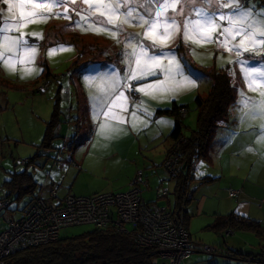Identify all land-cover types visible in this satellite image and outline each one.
I'll use <instances>...</instances> for the list:
<instances>
[{"label": "rangeland", "instance_id": "rangeland-1", "mask_svg": "<svg viewBox=\"0 0 264 264\" xmlns=\"http://www.w3.org/2000/svg\"><path fill=\"white\" fill-rule=\"evenodd\" d=\"M243 3L256 13L264 10V0H243ZM65 7L69 9L68 15L71 19H66L62 14L58 17L49 16L46 20L36 18L35 22H25L26 26L21 31L25 34L40 33L43 37L27 36L29 44L34 45L37 49L34 60L30 62L25 60L24 63L13 62L14 68L0 62V201L6 195L3 184L5 180L10 178L11 173L28 169V171L33 173L35 180L39 184L36 193L42 191V197L49 202L53 201V199L49 194L48 188L56 186H59L58 195L60 194V196L66 193L86 196L103 192L128 191L132 188V182L138 172L142 171L143 181L140 185L142 197L147 201H155L157 188H167L170 191L169 198L174 203V195L171 193L174 181L162 165L165 151L171 143L167 135L173 129L174 117L158 115L157 109L171 107L173 101H177L179 104H186L187 113L183 115L182 120L187 127L186 125L183 126V132L185 135H189L197 127L198 109L195 99L197 95H206L209 92L210 81L201 73H196L195 70L187 72L186 67L182 65L184 62H182L183 76H178L177 80L182 81L183 77H187L193 80L194 84L180 86L174 91L150 92V94L141 92L142 100L136 104L132 102L130 94L125 90V95L128 96L127 111L115 110L118 115L123 117V122L106 120L102 115H98L100 108L97 106V97H99L97 89L104 80L110 79L108 75L104 76V70L107 68H113L114 70L115 65L121 62L122 59L120 57L118 59L112 58L110 55L112 52L103 49L106 44L105 41L112 40L116 42L112 49L117 54L122 53V51L126 53L123 65L126 61L127 66H125L124 70L121 71L120 69L119 73H117V76L122 78L128 72L130 59L128 53L131 51L126 43L127 35L129 33H142L144 29L135 23H130L123 27L122 32L116 38H113L106 31L83 30L89 34L87 37L84 36V39L80 42V45L84 48L83 55L78 57V49L71 44L65 43L61 44L66 45L67 50H58L53 55H48L51 48L59 45V43L53 42L54 39L65 37L68 40L74 35L73 29H81L75 26V22L79 20L76 12L86 8L87 5L82 4L81 0H76L75 4L62 5L54 11L62 12ZM221 12L229 14V9H221ZM16 16L17 18L19 17L18 11ZM5 19L12 22V14L7 12V6L3 3V0H0V21ZM220 23L222 27L227 26L226 21ZM96 27L102 26L96 25ZM65 29H70V32ZM12 34L18 35L15 32ZM220 39L222 40L223 37H220ZM144 42L148 43L147 40ZM238 42L239 38H237L235 43ZM132 43H137V41L134 40ZM232 43L233 41H229V46ZM189 46V57L196 61L197 64L207 65L205 67L210 69L226 68L235 89L236 104L229 110L226 118L220 122L216 129L215 140L211 147V157L213 152L219 151L221 148L219 147L221 146L220 142L215 143L216 138L221 135L227 136V132L232 130L229 126L233 120L237 119L238 112H240L242 123H244L241 124L242 131H256L258 136L257 143H261L264 146V139H261L264 136V127H262L264 125V116L258 111H252L254 104L261 99L260 93L264 91V88L257 90L249 88L248 81L241 71V65L237 62L235 50L230 52L221 47L215 35L211 41L191 42ZM99 47H101L100 50ZM163 49L165 50V48ZM152 51L156 52L155 49ZM167 53L172 54L171 50ZM248 53L251 55L244 53L241 57V59L248 61L245 66L264 67V49H257L255 52ZM78 58L81 62H87L75 74V77L77 79L80 77L83 82L84 91L91 108V116L86 120L82 116L79 122L81 124L78 123L76 128L74 121L68 123L69 121L67 122V118H65L66 114L62 113L61 119L63 121L59 126L62 125L64 128L62 131L56 129L57 138L53 140V148L41 149V157H38L37 160L35 159L34 162L31 161V163L25 164V160L34 158L38 151V146L44 138L46 124L51 119L54 110L59 86L64 80H67L66 74L68 71H72L73 60ZM100 59L106 62L101 63ZM102 64H108V67ZM46 67L50 70V77L45 75ZM27 69H31V72L26 71ZM159 79H164V76ZM152 80L149 78L148 80L139 81L138 86L152 82ZM46 81H49L47 89L43 92L37 91L36 89L39 85ZM89 81H93V83L90 84ZM70 85L73 94L70 96V102L61 100L60 105L70 109L72 104L75 109L72 115L77 116V103L74 100L73 90L74 84ZM79 92L82 96L80 88ZM245 98L250 101L247 106L242 103ZM102 123H110L111 128L118 130H106L102 133L100 127ZM235 127H238V125ZM161 131L164 134H161ZM217 133L218 135L216 136ZM94 136L96 137L95 142L90 152H86L85 149L91 146L90 142ZM71 146H74L73 149H69ZM226 156L227 153L220 152L218 156H214L215 163L200 159L195 175L198 168L211 167L214 170L215 165L216 169L220 170V166L226 169L233 165L235 166V164L228 166L227 161L221 162L223 157L226 158ZM85 158L89 168H86L84 164ZM82 159H84V163ZM233 160L238 161L237 164L242 165L243 171L251 170L250 163H253V165L255 163V161L252 162V160L243 159V157H236ZM78 162H82L83 169L76 167ZM262 162H259V164H262ZM257 166L258 163L255 166L254 173L258 169ZM254 173L252 172V176H254ZM255 178L258 179L257 186L249 185L245 191L253 195L247 196L243 192L241 198L243 196L248 201L251 200L253 202L251 214L259 216L263 215V213L257 211L256 205H264V176L257 175ZM198 179L197 176V179L193 180V187ZM210 182L204 183L203 186L211 185V187L214 186L213 188H215L218 185L227 184V195L231 189L241 190V188L230 189L231 185L228 179L221 180L218 185H212L214 181ZM203 191L206 193V189H203ZM228 198L237 204L236 197L234 198L229 194ZM215 199H221V195L218 194L217 198L213 197V200ZM28 201L29 197L26 196L20 202L13 201L9 210L0 211V227H3L10 218H18L21 212L14 210H21ZM159 201L161 204H168L166 199ZM234 207L229 210L228 207L223 208L222 211L227 214ZM219 215L217 214V208L212 205L201 211L196 210V204L190 207L189 227L191 238L198 242L200 246L186 261V264H264V261H247L248 258H254L260 253L264 240L260 239L254 231L247 229L235 228L221 231L214 229L212 225L216 222ZM92 228V224L68 226L61 230L60 236L70 237ZM128 228L131 229V226L128 225ZM204 245L212 246L215 250L207 252L203 248ZM242 254L249 257L243 259L244 255Z\"/></svg>", "mask_w": 264, "mask_h": 264}, {"label": "snow or ice", "instance_id": "snow-or-ice-1", "mask_svg": "<svg viewBox=\"0 0 264 264\" xmlns=\"http://www.w3.org/2000/svg\"><path fill=\"white\" fill-rule=\"evenodd\" d=\"M3 3L7 6V12L12 14V22L7 19L0 21V62L14 68L13 62H30L35 58L37 49L29 44L27 36L43 38L40 33L25 34L21 31L26 26L25 22H35L36 18L46 20L49 16L58 17L62 14L66 19H71L68 8H63L62 12L54 10L62 5L75 4L76 0H3ZM81 3L87 7L76 12L79 20L75 26L82 30L106 31L116 38L123 27L130 23L144 29L142 33L127 35L126 43L131 49L128 53V72L122 78L113 77L98 86V91L102 93L97 97V106L100 108L98 115L106 120L123 122V117L115 110L127 111L128 96L125 90L150 94L174 91L180 86L194 84L187 77H183L182 81L177 80L178 76H183V70L181 61L174 54L152 51L168 47L169 41L177 34L181 35L183 41L192 43L211 41L215 35L221 47L230 52L235 50L249 88H264V67L245 66L248 61L241 59L244 53L264 49V10L256 13L246 7L243 0H81ZM225 8L229 9V14L221 12ZM223 21L227 22V26H221L220 22ZM13 32L18 35H13ZM237 38L239 42L235 43ZM134 40L137 43H132ZM229 41H233L231 46ZM58 50H67V46L59 44L51 48L48 55ZM26 71L31 72V69ZM161 73L164 79H159L158 74ZM148 77L154 80L138 87L131 83L144 81ZM260 96L252 111L264 116V91ZM249 102L248 98L242 101L245 106ZM100 127L102 133L118 130L111 128L110 123H102Z\"/></svg>", "mask_w": 264, "mask_h": 264}, {"label": "trees", "instance_id": "trees-1", "mask_svg": "<svg viewBox=\"0 0 264 264\" xmlns=\"http://www.w3.org/2000/svg\"><path fill=\"white\" fill-rule=\"evenodd\" d=\"M80 41L81 39L77 34L73 35L70 41L66 40V42L73 43L76 46L79 52L78 57L84 53V48L80 45ZM100 49L101 47H99V50ZM175 49L180 53V57L184 61L185 66L192 65L198 68L205 73L211 81L209 92L206 95L199 94L195 99L198 109L197 127L193 129L189 135H185L182 130L184 123L181 109H187L186 104H179L177 101H173L171 107L157 109L158 115H170L175 119L174 129L167 135L168 139H172V144L168 152L174 149L173 147L177 142L180 144L184 170L176 177L171 178L174 181L173 190L171 192L174 195V203H172L170 198L166 200L171 203L175 210L181 212L183 207H188L191 201L185 199L187 191L192 192V200L195 194V188L192 186L195 172L190 169L191 162L196 156L200 159L208 160L216 129L220 122L226 118L229 110L235 106L236 95L231 76L226 68L210 69L197 65L195 62H192L189 57V48L179 44ZM79 60V58L73 60L72 71L67 72V80H64L61 86H59L54 110L51 119L46 124L43 141L38 146V151L34 158L25 160V164H29L31 161L34 162L35 159L37 160L38 157H41V149L53 148V140L57 138L55 131L63 121L61 119L62 113L66 114L65 118H67V121H71L73 117V120L78 123L82 116L85 120L90 116L87 95L83 92L81 96L79 92V88L84 90L80 77L77 79L79 83H77L76 78H74L75 74L87 63L81 62V60L79 62ZM46 68L45 75L46 77H50V70L48 67ZM138 83L139 82L136 81V87H138ZM70 84H74L77 92L75 96L77 116H72L71 114L75 110L72 104L70 109L60 105L61 100L70 102ZM65 89L69 90L68 94L64 93ZM209 180H211V178L204 181ZM3 187L6 191V195L1 198V201H7L8 205L1 208L0 204V211L9 210L13 201L20 202L24 197L28 196L29 201L27 204H25L21 210H14H19L22 214L31 201L38 197L36 193L38 182L34 179L33 173L28 171V169L12 172L10 178L5 180ZM182 216L187 226L189 220L188 211L184 212ZM212 227L219 231L235 228L247 229L254 231L260 239L264 240V224L261 221L235 212L219 215ZM242 255H244L243 259L249 257L245 254ZM152 257L153 254L150 250L141 249L136 246L132 234L117 232L113 229L93 227L86 232L74 236H60L56 241L51 243L30 245L16 250L6 258V264H103L112 262L118 264H151ZM254 259L264 261L263 253L260 252L256 257L248 258V260L257 261Z\"/></svg>", "mask_w": 264, "mask_h": 264}, {"label": "built area", "instance_id": "built-area-1", "mask_svg": "<svg viewBox=\"0 0 264 264\" xmlns=\"http://www.w3.org/2000/svg\"><path fill=\"white\" fill-rule=\"evenodd\" d=\"M131 83L136 86V81ZM48 85L49 82H43L37 90L43 92ZM128 93L134 104L141 102V92ZM186 113L187 109H181L182 115ZM173 148L167 152L162 163L171 178L184 170L180 144L177 142ZM199 161L198 156L193 159L191 171L195 172ZM76 167L81 169V164L76 163ZM193 179H197V176L194 175ZM142 181L143 172L139 171L128 191L86 196L68 194L54 203H48L43 198L34 199L18 218H11L0 227V264H6V258L16 250L56 241L65 227L86 224L132 234L138 248L148 249L153 254L151 264H186L198 250V243L191 238L182 216L188 211L187 206L180 212L169 202L161 204L159 200L169 198L170 191L167 188L158 187L156 200L147 201L141 195ZM58 188H50L55 198ZM229 193L232 197L238 196L240 190L232 189ZM192 197V192L187 191L185 199L192 200ZM0 204L4 208L8 202L1 201ZM203 248L206 251L213 250L209 245ZM262 253L264 255V251Z\"/></svg>", "mask_w": 264, "mask_h": 264}, {"label": "crops", "instance_id": "crops-1", "mask_svg": "<svg viewBox=\"0 0 264 264\" xmlns=\"http://www.w3.org/2000/svg\"><path fill=\"white\" fill-rule=\"evenodd\" d=\"M65 30H68L70 32V29H65ZM73 33H74V35L77 34L80 37L81 40L84 39L83 38L84 36H86V37L89 36V34H87L86 32H84L81 29H73ZM66 40L67 39H65V37H62L61 39L60 38L59 39H54L53 42H57L59 44H61V43L71 44V45H73L76 48V46L73 43L66 42ZM68 40L70 41L71 37ZM105 43L106 44H105L103 49H106L107 51L109 50L110 52H112V54H110L112 58L118 59L120 57L122 59V61L121 62L117 61L118 63L115 65L114 70H113V68L105 69L104 70V76L108 75L109 78H113V77L120 78V76H117V73H119L120 69L122 71V70H124L126 68L125 66H127L126 61H125L124 65H123V61L125 60L124 55H126V53L124 51H122V53H120V51H119L120 54H117V52H115L112 49V46L114 44H116V42H114L112 40L105 41ZM179 44L185 46L186 48H190L189 45H191V41H187V42L183 41L181 35L177 34L175 36V38H173L172 40L169 41L168 47H166L165 50L167 52H170V50H171V53L174 54L182 63L184 61L181 59L180 53L175 49V47L178 46ZM107 45H109V46H107ZM155 50H156L157 53L166 52L164 49H155ZM246 55H251V54L247 53ZM191 61L195 62L197 64V62L194 61L193 59H191ZM100 62L101 63H105L106 61L103 60V59H100ZM102 65L105 66V67H108V64H102ZM182 65H183V67L185 66V64H182ZM197 65L203 66V64H197ZM205 66H207V65H204L203 67H205ZM185 67H186L185 69H187V72L191 71V70H195L196 73H201V75L205 76L206 79H208L210 81L209 77L205 73L200 71L198 68L193 67L192 65H188V66H185ZM158 76L160 78V77L163 76V74L162 73L158 74ZM74 78H76V81H77V77H74ZM149 78L154 80L153 77H148L145 80H148ZM77 83H79V82L77 81ZM210 83H211V81H210ZM81 84L83 86V82L82 81H81ZM75 89L73 87L74 96L77 95V92H76ZM83 89H84V87H83ZM81 92L85 93V91L82 90V88H81ZM97 92H98V94H97L98 96L102 95V93L99 92L98 89H97ZM64 93L68 94L69 90L65 89ZM69 94L73 95L71 90H70ZM87 99H88V97H87ZM74 100L76 101V98ZM154 106H157V105H154ZM90 110H91V108H90ZM71 114H73V112ZM90 116H91V113H90ZM73 119L74 118L72 117L71 121H69V122L67 121V122L71 123L72 121H74V123L76 124V128H77L78 122L73 120ZM237 119H235V121L233 120V122L229 126L230 129L232 128V130H230V132H227V136L221 135L220 137L218 136L216 138L215 143H219V142L221 143V146H219V147H221L220 150L219 151L218 150L217 151L214 150L215 152H213L214 154L212 153V157H211V149H212L211 148L210 152H209V156H208V160L215 163V157L214 156H218V154L220 152H223L224 154L227 153L226 158L223 157L221 162H226L227 161L228 166H232L233 164H235V166L233 165L234 167L232 166L229 169H226L223 166H220V170H217L215 165H214V170L211 167L204 168V169L203 168H201V169L198 168L196 176H198L199 179L196 181L195 186H194V188H195L194 198H193V200L190 201V203H191L190 206H188L189 207L188 208L189 220H188V223H187V228H188L189 233L191 232L190 231V227H189L190 226V207L193 204H196V210L197 211H199V210L201 211V210L207 209L210 205H212V206L217 208V214H220V215H224L225 214L222 211L223 208H227L228 207V210H229L230 208H233L235 206L233 210L231 209L232 210L231 212H235L237 214L244 215V216H247L249 218H253V219L259 220V221H261L264 224V205H260V206L256 205L257 211L263 213V215H259V216L252 215L251 214V209L253 208V202L251 200L248 201V199L243 198V196L241 198V194L247 190L246 188L249 185L254 186V187L257 186L258 179L255 178L257 175L264 176V162H262L264 160V155H263L264 146L261 143L260 144L257 143L258 136H257V132L256 131H250V132H246V130H244V132L242 131V127H241L242 125L241 124H244V123H242L240 112L237 113ZM173 122H174V124H173V129H174V126H175V119L174 118H173ZM183 123H184V121H183ZM184 125H186V124L184 123ZM236 125H238V127H235ZM186 127H187V125H186ZM63 128L64 127H62V125H61V126L58 127V130L62 131ZM168 128H169V126H168ZM182 130H183V128H182ZM161 132H162L161 134H164L163 131H161ZM217 135H218V133L216 134V136ZM214 137H215V134H214ZM95 139H96V137L94 136L92 141L90 142L91 146H89V147H87L85 149L86 152H90L91 147L93 146V143L95 142ZM214 140L215 139H213V141ZM170 141H171V143L169 142L170 144H169V146L167 147V149L165 151L166 152L165 156H166V154H167V152L170 149V146L172 144V139L171 138H170ZM81 143H82V141H81ZM73 147L74 146H71V147H69V149H73ZM222 148H223V150L221 151ZM236 157H240V158L243 157V159H249L250 161L252 160V162L255 161V163H254V165H253V163H250L251 164V170L243 171V168L241 167L242 165H239V163L237 164L238 161L236 162V160L235 161L233 160ZM86 158H87V156H86ZM86 158H85V163H84V159H82V161L86 165V168H89V165H87V163H86ZM259 162H262V164H259ZM78 163L81 164V169H83L82 162L81 163L78 162ZM257 163H258V166H257L258 169L254 173V169H255V166L257 165ZM209 164H211V163H209ZM252 172L254 173V176H252ZM208 178L209 179L211 178V180L204 181V180H206ZM223 179H228L229 180V183L231 185L230 189L231 188H241L239 195L238 196H233L234 198L236 197L237 204L234 203L232 200H230V198H228V195L230 193L228 195L226 193L227 184L218 185V182H220ZM209 182L210 183L213 182L214 184H212V185H218V186H216L215 188H213L214 186L211 187V185L203 186L204 183H209ZM239 186H242V187H239ZM48 189H49V194L51 196V193H50L51 189L50 188H48ZM203 189H206V193H205V191H203ZM42 194H43L42 191H40V193H37V196L42 197ZM57 194H58V191H57ZM67 194H71V193H66V194L61 195V196L59 194L58 197L59 198H63ZM218 194L221 195V199L213 200V197L217 198ZM246 194H247V196L253 195V194H249V193H246ZM51 198H52V196H51ZM227 212H229V211H227ZM190 236L192 237L191 233H190ZM199 246H200V244L198 243L197 248H199ZM260 250H261L260 252L264 251V245L261 246ZM254 260L259 261V259H254ZM247 261L248 262H255L253 260H247Z\"/></svg>", "mask_w": 264, "mask_h": 264}, {"label": "bare ground", "instance_id": "bare-ground-1", "mask_svg": "<svg viewBox=\"0 0 264 264\" xmlns=\"http://www.w3.org/2000/svg\"><path fill=\"white\" fill-rule=\"evenodd\" d=\"M50 193H51V191H50ZM51 196H52V199H53V201H47L45 198H43V197H40V196H38L37 198H43L45 201H47L48 203H54V202H56L57 200H59V199H63V198H59L58 197V194H57V197L55 198L52 194H51ZM128 227V226H127ZM215 250V248L213 247V250L212 251H214ZM206 251V250H205ZM207 252H210V251H207ZM259 261H263V260H259Z\"/></svg>", "mask_w": 264, "mask_h": 264}]
</instances>
